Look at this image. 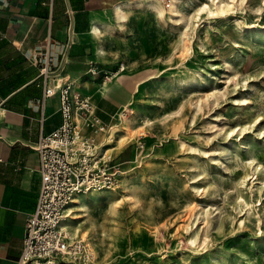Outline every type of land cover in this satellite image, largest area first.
Returning a JSON list of instances; mask_svg holds the SVG:
<instances>
[{
	"label": "rangeland",
	"instance_id": "1",
	"mask_svg": "<svg viewBox=\"0 0 264 264\" xmlns=\"http://www.w3.org/2000/svg\"><path fill=\"white\" fill-rule=\"evenodd\" d=\"M120 4L85 77L122 167L74 211L94 264H264V0Z\"/></svg>",
	"mask_w": 264,
	"mask_h": 264
},
{
	"label": "crops",
	"instance_id": "2",
	"mask_svg": "<svg viewBox=\"0 0 264 264\" xmlns=\"http://www.w3.org/2000/svg\"><path fill=\"white\" fill-rule=\"evenodd\" d=\"M121 1L0 0V264H16L25 217L37 203L39 159L32 146L61 122L58 94L44 97L46 84L69 82L83 95L96 91L100 109L112 111L107 86L100 92L101 84L85 77L95 75L88 63L103 55L97 39ZM48 58L60 69L46 81L40 67Z\"/></svg>",
	"mask_w": 264,
	"mask_h": 264
},
{
	"label": "built area",
	"instance_id": "3",
	"mask_svg": "<svg viewBox=\"0 0 264 264\" xmlns=\"http://www.w3.org/2000/svg\"><path fill=\"white\" fill-rule=\"evenodd\" d=\"M60 65L46 59L44 80L54 78ZM88 71L96 73L90 66ZM58 94L61 122L41 133L32 148L38 154L40 186L34 210L25 217L23 246L16 264H94L89 242L71 236L65 226L75 195L116 186L121 169L100 135L109 128L96 114L87 95L69 82L46 84L44 97Z\"/></svg>",
	"mask_w": 264,
	"mask_h": 264
},
{
	"label": "bare ground",
	"instance_id": "4",
	"mask_svg": "<svg viewBox=\"0 0 264 264\" xmlns=\"http://www.w3.org/2000/svg\"><path fill=\"white\" fill-rule=\"evenodd\" d=\"M205 6H206V2L204 4V7ZM219 8L222 10L221 6ZM114 13L117 16V18H119V19L123 18V10L121 8V4L118 3V4L115 5ZM91 28H92V33L93 34H97L100 31L99 27L96 24H93ZM106 86H107V82H105L102 85L101 90H104L106 88ZM89 192H91V191H89ZM81 197H82V194L75 195L74 198L72 199V202L68 206V218H66L65 226H66V228L68 227V229H69L68 231H69L71 236H80V235L82 236L84 233L86 234V229H88V226L86 225V223H84L82 221L81 222H77V223L73 222V220L75 218L74 211L78 210L79 208L81 209V208H85L86 207V203L82 200ZM90 226H91V224H90ZM92 245H93V243H92Z\"/></svg>",
	"mask_w": 264,
	"mask_h": 264
}]
</instances>
